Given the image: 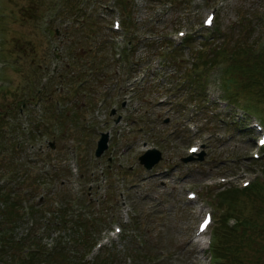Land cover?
I'll return each mask as SVG.
<instances>
[{"label":"rangeland","instance_id":"1","mask_svg":"<svg viewBox=\"0 0 264 264\" xmlns=\"http://www.w3.org/2000/svg\"><path fill=\"white\" fill-rule=\"evenodd\" d=\"M180 32L191 43L171 53ZM263 51L264 0H0V114L6 128H24L1 145L0 163V173L16 168L0 179L17 204L14 223L0 216V230L10 228L26 247L17 261L35 243L45 256L59 243L68 260L108 251L101 264H216L211 229L238 210L256 230L239 255L240 241L229 237L226 257L264 264L261 206L241 197L246 205L234 210L216 200L244 182H264V147L253 127L264 132V97L245 87L256 80L249 57ZM102 133L107 148L95 157ZM190 145L200 147V160ZM151 147L160 160L145 170L138 157ZM190 191L196 200L187 199ZM206 210L213 222L196 235ZM65 213L66 226L54 225ZM84 224L90 231L76 246Z\"/></svg>","mask_w":264,"mask_h":264},{"label":"trees","instance_id":"2","mask_svg":"<svg viewBox=\"0 0 264 264\" xmlns=\"http://www.w3.org/2000/svg\"><path fill=\"white\" fill-rule=\"evenodd\" d=\"M190 37H186L182 41V46L186 44H190ZM185 44V45H186ZM179 47H175L171 50L172 52H175ZM245 56L249 57V53L246 52L244 54ZM264 51L261 52L260 54H256L253 57H249L253 59L254 63V77H256V80H252L249 84H244L245 87L247 88L246 91H248L249 95H258L260 94L262 97H264V67L262 65L264 64H256L258 61H264ZM248 60L247 58H245ZM206 65H210L209 62L206 63ZM263 80V81H261ZM252 83H257L258 89L251 90V84ZM232 97H238L239 93H231ZM252 100V98H251ZM250 106H253L252 101H247L245 98V104L244 108L252 113L254 112V109ZM4 122V116L3 114H0V157L1 154L4 153V158H1V165L6 163V155L5 151L1 148L2 144L5 143H10L11 137L14 133H17V130L20 129V131H23V127H16V129H10L6 128L5 125L3 124ZM17 145H12L10 147V152H12L11 155H14L16 150ZM16 172V168L10 169L7 168L6 172L2 171L0 173V179L4 178L7 176V179H10ZM0 189H6L4 188V185H0ZM10 192H8V195ZM3 197V198H2ZM241 197H247L248 201H251V206H254L253 204H257L261 206L260 208H255L256 214L258 216V222L262 219H264V182H260V180L254 181L252 184H250L246 188H229L227 190H224L221 192L218 197H217V204L220 206L224 203H227L230 207H234V210L236 209V206L243 203L244 206L246 205L245 200L242 199ZM20 198V197H19ZM3 199V201H1ZM67 201V200H65ZM21 202V201H19ZM0 216L2 217V222L1 223H14L12 220L9 222V219L12 218L14 209L17 207V204H15L12 199H8L5 194H2V190H0ZM236 212L234 213H227L223 214L221 219L215 224V226L212 227V233L214 234L215 241L217 240L216 243L213 245V254H214V261L216 264H230V260L228 259L229 257H226L225 248H226V243L227 241H231L229 237L238 239L240 241L239 246H238V251L235 253L236 255H239L240 253L243 252V249L241 248L243 239L250 233L254 232L255 225L252 223V219L249 217H242L239 220L240 214L238 210H235ZM1 213H3L1 215ZM63 215H57L56 218L53 221L54 225H62L66 226L67 221L62 219L61 217L65 216ZM20 217V216H18ZM74 221L77 220V216H74L71 218ZM234 220L235 223L232 226H228L229 220ZM73 222H70V224H73ZM9 224V225H10ZM88 224L82 225V227L77 231V239L75 241L76 246L80 245V242L83 243L87 235L90 231V228L87 226ZM11 226V225H10ZM11 229L8 228L5 231L0 230V264H4L3 260L7 259V262H12V260H15V264H45L47 262L48 264H59L60 262L62 264H101L103 260H106L108 257V251L107 256L102 258L101 256L96 257L92 261L90 260H81V253H79L78 259H75L73 256H68L70 259L68 260L67 257H64L63 251L64 249H61L59 246V243H55L49 251L47 252L45 256L46 250L44 249V246H40L39 243L33 244V248L25 253V257L21 258V262L19 263L17 259L18 257V252L20 249H22L23 252H26L24 244L22 245L21 243H14L13 239L10 237ZM264 232V230H259ZM257 231V232H259ZM258 238L259 235L257 236ZM225 239V241H224ZM224 241V242H223ZM73 243V241H72ZM12 244L17 246V253L12 255ZM21 244V245H20ZM264 246V244H262ZM27 257V259H25ZM11 259V260H10ZM85 259V258H84ZM224 263H222V262ZM237 261V262H236ZM6 263V262H5ZM234 264H243L241 260H235Z\"/></svg>","mask_w":264,"mask_h":264},{"label":"water","instance_id":"3","mask_svg":"<svg viewBox=\"0 0 264 264\" xmlns=\"http://www.w3.org/2000/svg\"><path fill=\"white\" fill-rule=\"evenodd\" d=\"M40 93V91L38 92ZM113 110H111V114ZM108 134H101L99 141L97 142V147L95 150V156L98 157L106 148H107ZM50 147L53 148V144H50ZM202 153L198 154V158H202ZM160 160V152L155 149H148L142 155L138 157V162L141 164L146 170H150L158 161Z\"/></svg>","mask_w":264,"mask_h":264},{"label":"bare ground","instance_id":"4","mask_svg":"<svg viewBox=\"0 0 264 264\" xmlns=\"http://www.w3.org/2000/svg\"><path fill=\"white\" fill-rule=\"evenodd\" d=\"M198 153H200V152H198ZM250 185V184H249Z\"/></svg>","mask_w":264,"mask_h":264},{"label":"snow or ice","instance_id":"5","mask_svg":"<svg viewBox=\"0 0 264 264\" xmlns=\"http://www.w3.org/2000/svg\"><path fill=\"white\" fill-rule=\"evenodd\" d=\"M205 223H207V221Z\"/></svg>","mask_w":264,"mask_h":264}]
</instances>
